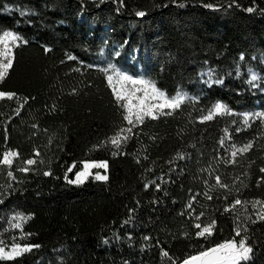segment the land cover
<instances>
[{
  "label": "trees",
  "instance_id": "obj_1",
  "mask_svg": "<svg viewBox=\"0 0 264 264\" xmlns=\"http://www.w3.org/2000/svg\"><path fill=\"white\" fill-rule=\"evenodd\" d=\"M205 3L219 10L205 8ZM229 3L123 0L121 7L113 0H0V32L11 30L29 42L13 46V67L0 83V91L16 93L21 102L28 98L19 116L15 99L0 101V154H19L11 169L0 166V240L10 246L12 237L20 235L8 220L21 213L31 217L23 225L31 235L16 242L40 245L0 264H182L244 236L253 252L241 264H264V220L256 219L260 206L254 210L251 204L264 201V122L250 121L251 127L239 134L237 116L199 122L216 102L235 113L264 111V91L245 82L249 68L264 77V0H236L239 7L230 8ZM248 7L256 10L248 13ZM137 11L146 14L139 17ZM116 50L118 58L112 55ZM106 59L154 82L169 97L182 91L199 100L185 101L157 120L146 118L133 128L121 154L113 155L105 142L129 125L99 71ZM208 68L224 77L223 85L208 88L202 82L199 74ZM131 87L125 84V90ZM136 87L143 97L151 90ZM225 128L238 145L254 141L249 152L238 153L235 164L218 159ZM178 153L185 159L177 160ZM224 155L219 149V156ZM29 159L36 163L28 172L20 171ZM85 162H107L108 180L69 184L66 173L74 179ZM217 175L227 188L216 185ZM151 181L161 190L154 184L145 190ZM236 199L249 203L225 212ZM235 217L242 229L247 227L240 236L235 235ZM212 221L214 234L207 240L196 237L194 223Z\"/></svg>",
  "mask_w": 264,
  "mask_h": 264
},
{
  "label": "snow or ice",
  "instance_id": "obj_2",
  "mask_svg": "<svg viewBox=\"0 0 264 264\" xmlns=\"http://www.w3.org/2000/svg\"><path fill=\"white\" fill-rule=\"evenodd\" d=\"M114 3H119V5L123 6V0H113ZM235 5L239 7L236 3V0H230L228 7H232ZM179 7H185L184 4H179ZM203 7L209 8L212 10H219L216 5L212 3H205ZM119 11V8L117 9ZM256 9L253 7H248L245 9L248 13L254 12ZM146 13L144 11H137L136 15L139 17H143ZM24 15V13H21ZM29 42L28 40L24 39L22 36L16 34L11 30H4L0 32V83H2L5 78L7 77L9 70L13 67L14 61V51L13 46L19 47L21 44L27 45ZM51 51L50 48L45 47V52ZM113 57L118 58L121 55L120 50H116L113 54ZM69 60H75L76 57L69 56ZM241 61L244 60V57H240ZM83 63V62H81ZM88 67H95L94 65H88ZM79 71V69H75ZM99 71L103 72L106 76V80L110 86H112V91L114 93V98L118 104L123 109L124 112V120L127 122L129 127H121L113 136H111L106 142V145H110L114 150L112 152L113 155L121 154V149L124 144L130 139V137L134 134L133 128L137 127L144 123L146 118L151 120H157L161 115H171L174 111L178 110L185 101L189 103L198 102L199 97H192L189 96L188 93L178 91L176 95L169 97L165 92L157 89L155 83L152 81L147 80L143 76H133L125 71H123L116 63L112 60H107L103 67L99 68ZM201 80L204 84L207 85L208 88H211L213 85H223L224 84V77L218 76L215 68H208L204 71L200 72ZM228 75H232V73H228ZM240 76V69L237 67L236 69V78ZM116 82L121 85L118 89L114 86L113 82ZM250 88L252 89H259L260 91H264V87H261V84L264 83V77H262L259 73L255 72L253 69H248V79L245 81ZM125 84L131 85V88L125 90ZM136 86H146L150 88L155 102L154 103H141L144 99L142 95H137L142 92L140 87ZM76 90L73 89V93L75 94ZM135 96V100L132 97ZM13 100L15 99L17 102V107L14 109L15 115L19 116L21 111L23 110L26 103H28V98H24L23 102L20 101V98L17 96L16 93H6L4 91H0V101L3 100ZM136 108V111L133 112V109ZM54 109V106H53ZM237 116L239 117V126L235 128V133L239 134L242 130H246L247 128L251 127L250 121L261 120L264 122V111H258L255 113H235L226 105L221 102L214 103L211 108L204 112L200 118L199 122L204 123L207 121H212L215 119L216 116ZM232 125L237 124V120L230 121ZM33 127H36L35 125ZM225 135L222 136L219 141V149H224L226 155L219 156V149L218 152V159L223 160L226 164H235L236 157L239 154L243 155L249 152L253 148L254 141L249 140L247 143L237 144L233 141V135L229 131V129H224ZM154 139V138H153ZM229 141L230 143L228 146H225V142ZM195 147V145H193ZM18 152L14 151H5L0 154V166H7L11 169L14 160L18 157ZM35 155L39 156V152L37 151ZM177 160L185 159V155L183 153H178ZM36 163V160L29 159L24 161L26 165L23 168H20V171L28 172L29 167ZM75 165L70 167L67 172H71L72 168ZM108 165L107 162H92L88 163L85 162L83 164V169L81 171L76 172L74 179H68L67 173L65 175V180L69 184H76V183H83L87 176L90 174L87 169L90 168H100V169H107ZM261 173H264V168L260 169ZM8 176L11 177L13 180L15 177L11 170L8 171ZM44 175H51L50 171L44 172ZM95 179L98 181H107V175L95 174ZM163 180V178H160ZM261 180H264V177H261ZM216 185L227 188V185L222 184L220 180V176H215ZM155 185V190L160 191L161 186L160 184L156 183V181H151L149 184L145 185V190H147L152 185ZM11 187V185H9ZM167 194V193H165ZM199 195V193L197 194ZM207 199L211 200L212 196L208 195V193H204ZM192 200H195V197H192ZM4 200L0 199V204H3ZM249 202L244 201L242 202L240 199H236L229 207L224 209L225 212L232 211L236 208L237 205H244L246 206ZM252 207L256 210L257 206H260L259 211L256 212V219L257 220H264V201L255 200L251 202ZM188 209H192V204L189 203L187 205ZM194 212V210H193ZM204 215L201 212L198 216H195V220L199 221L200 218ZM251 219V217H247ZM31 219L30 216H25L21 213H14L10 216L8 220V224L11 229L19 230L20 235L12 237L11 245H6L3 240H0V261L8 260L12 261L18 257L23 256L25 253H31L33 249L39 248L40 245L34 244H21L17 243V240L24 239L26 236H30V233H24L23 225ZM253 223L256 220H252ZM128 223V221H125ZM194 228L199 229L195 233L196 237L204 238L205 240L209 239L214 234L215 229V221L208 223L206 225H201V223L196 222L194 223ZM247 232V227H241V223L239 222V217H235V235L240 236L241 231ZM145 239H150L149 237H145ZM247 236H244L239 243L233 238L230 241H226L221 243L215 247L209 248L206 251L201 252L197 256H192L183 261V264H193V262H199V264H241V262H247L251 260L252 256L251 253L253 252L252 247L246 245ZM103 243L108 244V240H104ZM163 257H167L171 259L167 251L162 252Z\"/></svg>",
  "mask_w": 264,
  "mask_h": 264
},
{
  "label": "rangeland",
  "instance_id": "obj_3",
  "mask_svg": "<svg viewBox=\"0 0 264 264\" xmlns=\"http://www.w3.org/2000/svg\"><path fill=\"white\" fill-rule=\"evenodd\" d=\"M145 98L148 99H154L153 93L151 90H146V93L144 94ZM92 163V162H88ZM84 170V169H82ZM87 171L90 173L87 178L84 180L83 183H76L75 185H83L85 182H87L90 178L95 179V174H101V175H107L108 176V167L107 169H100V168H90L87 169ZM96 180V179H95ZM26 254V253H25ZM193 264H199V262H193Z\"/></svg>",
  "mask_w": 264,
  "mask_h": 264
},
{
  "label": "water",
  "instance_id": "obj_4",
  "mask_svg": "<svg viewBox=\"0 0 264 264\" xmlns=\"http://www.w3.org/2000/svg\"><path fill=\"white\" fill-rule=\"evenodd\" d=\"M197 256V255H196ZM183 264V263H182Z\"/></svg>",
  "mask_w": 264,
  "mask_h": 264
}]
</instances>
